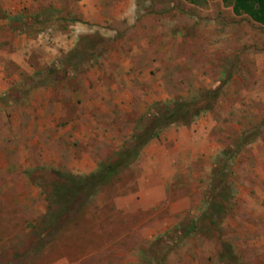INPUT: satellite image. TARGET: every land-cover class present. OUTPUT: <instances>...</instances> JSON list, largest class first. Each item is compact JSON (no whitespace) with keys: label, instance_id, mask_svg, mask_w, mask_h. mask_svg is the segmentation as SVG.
I'll use <instances>...</instances> for the list:
<instances>
[{"label":"rangeland","instance_id":"rangeland-1","mask_svg":"<svg viewBox=\"0 0 264 264\" xmlns=\"http://www.w3.org/2000/svg\"><path fill=\"white\" fill-rule=\"evenodd\" d=\"M232 2L0 0V264H264V24Z\"/></svg>","mask_w":264,"mask_h":264},{"label":"trees","instance_id":"trees-1","mask_svg":"<svg viewBox=\"0 0 264 264\" xmlns=\"http://www.w3.org/2000/svg\"><path fill=\"white\" fill-rule=\"evenodd\" d=\"M232 10L236 14L245 13L256 22L264 24V0H234ZM159 129V128H158ZM158 129L146 134V138L139 145L141 136H136L134 141L129 145L118 158L110 163H101L99 167L88 175L91 184L101 185L112 178L120 169L129 165L137 156L138 149L150 138L156 135ZM94 186V188L96 187Z\"/></svg>","mask_w":264,"mask_h":264},{"label":"crops","instance_id":"crops-1","mask_svg":"<svg viewBox=\"0 0 264 264\" xmlns=\"http://www.w3.org/2000/svg\"><path fill=\"white\" fill-rule=\"evenodd\" d=\"M233 2H234V0H233ZM233 2H232V6H233ZM241 14H245V13H241ZM246 15V14H245ZM248 16V15H247ZM249 17V16H248ZM253 20V19H252ZM254 21V20H253ZM259 23V22H258ZM260 24H262V23H260Z\"/></svg>","mask_w":264,"mask_h":264}]
</instances>
